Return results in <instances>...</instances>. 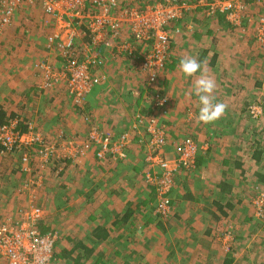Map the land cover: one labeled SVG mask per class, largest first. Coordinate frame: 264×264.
Instances as JSON below:
<instances>
[{"label": "crops", "instance_id": "crops-1", "mask_svg": "<svg viewBox=\"0 0 264 264\" xmlns=\"http://www.w3.org/2000/svg\"><path fill=\"white\" fill-rule=\"evenodd\" d=\"M118 1L123 8H136L135 0H129L130 3H126L124 0ZM186 1L194 4L198 0ZM205 1L212 2L214 0ZM30 2H28V6L35 3L34 0ZM36 2L42 8V0H36ZM144 8L146 6L138 10ZM251 8L256 16L264 13V0H254ZM22 12V10L19 11L18 19ZM24 14L27 13L24 12ZM42 14L43 20L33 24L28 31L26 40L29 43L26 40H16L18 36L23 38L18 24L8 29L9 32L13 31L11 32L12 37L0 36V125L7 124L12 119H19L22 121V125L20 124L22 129H25L26 125L24 124L28 122L32 123L37 130H43H39L42 133L49 132L50 135H53L57 131L55 127L62 124L60 128L63 127V129L58 130V136L66 135L65 130L67 129L68 133L75 131L74 137L77 135L79 137L87 136L89 128H96L102 134L112 132L117 137L126 133L118 127L130 128L133 126L137 130V137H133V139L131 137L132 144L126 158L132 159L133 155H138L141 158V162L138 164L141 168L140 176L144 178L147 185V173H153L145 162L144 155L148 136L145 125L139 124L141 117L139 116L137 119L136 114L139 109L142 107L148 109V106L143 103L145 91H140L141 94L137 97L133 93L135 89H143L142 84L145 85L148 82L147 75L141 69L143 55L147 47L134 41L127 25L122 28L120 39H113L111 31H109L107 39L111 40V46L102 44L99 47L93 46L86 26L78 27L76 47L80 53V62H85L86 58L95 56L98 59L101 58L102 63L101 66L92 69V73L101 79V83L91 90L83 104L76 105L80 113L91 112L93 114L95 123L88 122L90 127L85 134L84 130L86 129H83L82 124L75 120L74 115L70 114L69 110L75 108L72 104L73 99H69L67 92L66 96L62 95L66 84L53 82L50 86L43 87V74L37 69V66L49 62L48 64H53H50L53 68L61 70L65 61L58 51H55L58 53L55 56V53L50 52L52 49L48 48L49 37L56 31V22L45 16L43 8ZM26 16L22 21L28 18ZM114 16L117 17V12L114 13ZM174 25L180 29V33L173 40L171 64H169L163 84L160 83L167 89L166 92L171 100L168 110L173 112L171 122L166 123L168 125L166 128L163 126L164 122H160L167 130V133L165 130L167 144L169 139L171 141L173 138L171 135L173 127L179 128V124H183L184 121L180 120V117L174 116L175 114L186 108H190L197 115L199 113L197 112L199 111L198 98L192 92L194 78L177 74L181 57L190 55L197 58L207 74L216 82V101L227 105L225 114L219 120L212 124L201 125V131L206 133L208 140L206 143H202L201 137H197L199 144L202 143L206 148H203L197 156V167L193 172L194 184L184 182L185 173L177 175V187H182L184 193L180 195L175 188V191L170 193L172 214L167 218L157 217L156 222L159 223L157 230L148 229L147 225H144L146 234L143 239H140L141 246L135 247V236L132 237V230L128 231L127 229H130V225L136 221L134 213L140 202L138 192L127 191L130 190L128 185L122 186V191L123 187H126L127 190L124 188V196L123 194L120 196L116 189L117 186L113 185L117 184L116 181H102L101 187H94L91 197L96 193L99 196L93 201L88 198L87 192L85 194L82 185L86 181L85 172L88 167L85 169V166L93 158L97 159V148L88 153L86 159L80 161L83 165L78 170L74 167H67L65 165L67 162H65L63 166L66 168L62 166L59 169L61 173H57L55 169L54 172L58 177L66 171L64 183L72 185L71 189H67L68 195L78 192L83 195L76 204L80 205L79 215H82L84 219L88 218L82 241L80 240L78 243L79 249L70 257L66 256V252L70 253L73 247L63 251L64 257L71 258L68 264L71 262L72 264H264V252L256 251V248L262 243L264 247V238L259 237L256 223L247 219L243 214L242 196L237 191L239 189L248 190L247 176H244L249 172H253L254 180L257 181L256 184L254 183L252 193L255 188L257 192L264 188V146L261 143L264 141V123L261 122L258 125L260 132L257 136L259 137L254 135L256 137L253 139L256 144L255 149H246L245 136L251 132L247 130L248 126L240 113L241 108H245L249 104L248 102H251L249 99L251 95H254L255 103L264 104V73H259L260 64L262 67V62H264V55L260 54H264V51L257 52L249 46V41H252L249 39L252 37L250 36L251 30L245 31L246 35H242L239 29L237 31L236 28H231L225 15L207 17L205 10L201 7L192 10L184 20ZM229 30L233 33H230ZM216 32L220 36L216 35ZM118 41L128 43L133 53L129 54L127 50L119 54L117 51L119 50ZM32 52H36V55ZM173 85L179 88L172 89ZM31 112L32 114H30ZM58 113L57 117H52ZM28 115H31L30 118L25 120L24 118L29 117ZM84 115L88 114L84 113ZM145 115L148 116V111H144L143 119H147ZM59 121L62 122L58 123ZM68 135L70 134L66 136ZM179 137V144H181L185 137ZM231 141H235V143L238 141V147L241 146V150L238 148L242 153L241 157L231 153L234 147L228 149ZM168 148L167 145L166 151L172 156ZM17 154L19 153L14 155ZM228 154L230 162L225 160ZM14 155L0 156V206H5L11 194L16 193L18 189L20 192L21 187L16 183L17 177L19 175L26 179L28 177L21 171V157L18 163L10 168V161L15 160L10 158ZM19 156L21 155L19 154ZM105 160L102 162L103 167H98L100 168L99 172L107 171L104 172L107 174L116 165H111V167L107 163L115 160L111 157H107ZM248 161L251 169L256 168L255 170L248 169ZM93 167L95 169L97 165H93ZM51 173L52 168L48 171V178ZM237 173L242 174L243 178L233 182L230 175L236 177ZM74 174L75 176H73ZM9 178L13 179L10 182L13 185L8 183ZM122 180L124 181V179ZM123 184L126 185V183ZM28 191L30 192V190ZM152 192L156 208L157 191L152 188ZM21 193H24L25 197L23 198H26L27 202L34 203L35 193L29 194L23 190ZM16 198L17 200L22 199L19 195ZM75 198L74 196L69 200ZM129 205L134 210L131 217L128 218ZM9 206L7 204V207ZM238 210L241 212L238 213ZM19 211L13 214L0 209V223L19 219ZM237 213L238 215H236ZM87 214L94 217L87 216ZM219 226L226 227L234 232L236 239L239 238L240 242L235 243V240L232 250L230 247L229 251H226V248L223 250L222 246L216 243L214 236ZM41 231L43 233L52 232L60 236L56 229ZM60 244L61 242L56 241L55 249ZM125 253H129L128 256H124ZM134 255L138 260H129V257L133 259ZM3 262L0 258V264Z\"/></svg>", "mask_w": 264, "mask_h": 264}, {"label": "built area", "instance_id": "built-area-1", "mask_svg": "<svg viewBox=\"0 0 264 264\" xmlns=\"http://www.w3.org/2000/svg\"><path fill=\"white\" fill-rule=\"evenodd\" d=\"M31 0H0V35L4 34L18 21V13ZM248 0H216L207 2L198 0H164L147 6L143 10L123 8L118 0H42V8L46 17L54 19L56 31L48 40V48L56 49L64 59L63 69L57 70L48 63H41L37 69L43 74V87L53 82L65 81L69 94L77 104H81L91 90L101 83V79L92 73V69L101 66V58L88 57L80 62V53L76 47L78 27L86 26L94 47L105 44L111 46L107 39L111 31L113 39L121 38V30L127 25L134 41L147 47L141 63L142 72L147 75L148 85L157 84L159 76L167 69L172 56L174 38L180 33L179 28L172 27L181 22L194 9L201 7L206 16L214 13L223 14L234 27H240L246 21ZM117 12V17L114 13ZM111 29V30H108ZM256 41L264 50V13L258 19ZM118 53L123 51L132 54L130 45L118 41ZM156 109L163 115L168 113L170 101L167 97L155 93L151 96ZM256 112L257 108H254ZM141 117V116H140ZM22 121L9 120L0 125V155L21 156V171L31 175L24 189L40 188L42 171L57 158L59 149L52 141L38 131L32 123L27 129L20 128ZM144 124L148 140L145 146V162L153 173L148 172L146 182L157 191V213L165 217L172 212L169 194L175 185V179L181 169H193L196 164L200 146L192 138H185L173 155L166 151L167 139L165 128L156 117L139 120ZM132 144L128 133L115 136L109 132L102 134L93 128L86 143L76 152L64 154L65 159L74 158L80 153L97 148V157H127ZM72 146L76 145L72 143ZM72 147V148H73ZM76 148V147H75ZM66 152V151H65ZM60 155V154H58ZM69 156V157H68ZM257 217H264V189L254 200ZM44 218V211L35 205L21 211L20 218L0 223V258L5 264H51L54 259L57 235L43 233L39 222Z\"/></svg>", "mask_w": 264, "mask_h": 264}, {"label": "rangeland", "instance_id": "rangeland-1", "mask_svg": "<svg viewBox=\"0 0 264 264\" xmlns=\"http://www.w3.org/2000/svg\"><path fill=\"white\" fill-rule=\"evenodd\" d=\"M124 1L126 3H130L129 0H124ZM135 1H136V3L134 4V6L137 9H139V8L142 9L143 6L144 7L145 6L147 7V5L151 6V5L157 4L159 2H163L164 0H135ZM214 1H216V0H214ZM253 1L254 0H248L247 1L249 6H247V10L245 12L246 13V15H245L246 21H244L240 27L237 28V27H234L233 25H231L230 23L229 24H230L231 28L232 27L236 28L237 31L239 29V31H241L242 35H246L245 31L248 32V30H251L250 36H252V37L251 38L249 37V39H251L252 41H249V46L258 52L260 50H263L259 47V45L256 41V31H257V26H258V19H259L261 14L256 16V14L254 12H252L251 6L253 4ZM34 2L35 3L31 4L30 6H28L29 4L24 6V8L22 10L23 12L21 13V15L19 17L18 22H16V24H18L17 26H19V31L21 30L23 33V35H22L23 38L18 36V38L16 39L18 41L26 40L27 39L26 36L28 35V31L32 27V25L35 23H38V21L41 22L44 18L43 14H42L41 6L39 5V3L36 2V0H34ZM26 7H27V10H26ZM24 12H26L27 14H24ZM218 15H223V14L214 13L210 17H214V16H218ZM25 16L28 18L25 21H22ZM44 22H45V19H44ZM174 24L172 25V27L176 28V26ZM6 32L8 33L9 30H7ZM11 32H13V31H10L8 34L4 33L5 35L2 34L0 36L6 37V35H7V37L10 38V37H12ZM229 32L233 33V31H231V30H229ZM216 35L220 36L219 33H217V32H216ZM26 42L29 43L27 40H26ZM247 44H248V42H247ZM55 51H56L55 48L50 50V52L52 54H54ZM252 51H254V50H252ZM32 53H34L36 55V52H32ZM58 53L56 52L55 56H56V54L58 55ZM260 55L262 56L264 54H260ZM258 58L261 59L260 56H258ZM52 59H54V58H52ZM50 64H52V63H50ZM169 64H171V63H169ZM223 65L225 66V64H223ZM224 66H223V69H225ZM168 68H169V65H168L167 69L159 76V79H158L156 85L155 84L148 85V82H147V84H145V85L142 84L143 89L142 88L135 89L133 92L134 96L137 97L138 95L141 94L140 91H143V92L145 91V93L143 94V103H145V105L148 106V109H146L144 107H142V109H139L137 111L136 118L138 119L139 116L142 117L144 111H148V116L145 115L146 118H150V117L158 118L159 122H162V121L164 122L163 126L165 128L168 126V125H166V123L171 122V118L173 117V112H172V110H168V113L163 115V113H161L158 109L155 108L153 102L151 101V96H153V94H155V93H159V94L167 97L171 103L168 92H166L167 91L166 87L164 85H162V86L160 85V83L163 84V81L165 79V75L168 72ZM260 68L262 69V71L260 69L259 73H264V70H263L264 69V62H262V67L260 64ZM172 69H173V67H172ZM177 74L182 76V73L179 70H178ZM180 76H179V78H180ZM60 83L66 84L65 81H60ZM171 88L176 89L179 87L178 86L175 87L173 85V87L171 86ZM66 92H67L68 96L70 97L69 99H71V100L73 99L72 104L75 107V108L69 110L70 114L74 115L73 117H75V120L79 121L82 124L83 129H86V130H84V133L86 134V131H88L87 130L88 127H90V124L88 122L91 121L92 123H95L93 121V114H91V112L80 113L79 108L76 107V105H78L77 102L74 101L75 99L73 98V96H71L69 94L67 84H66V89L63 91L62 95L66 96ZM253 96L254 95H251V97L249 98L251 100V102H248L249 104L254 102ZM85 99L83 101H81L82 102L81 104H83L85 102ZM249 104H247V106L245 108L242 107L240 113H241V117L245 120L244 122L248 126L247 130H249V132H251L250 134L247 133V135L245 136V139H246L245 148L246 149H251V148L255 149L256 144L254 143L253 139H256V137H259V136H257L258 132H260L258 125L261 122L264 123V104L262 103L260 105L261 106L260 108H259V106H256V108L258 109L257 112L254 108L252 110L250 109L248 111ZM197 112H199V111H197ZM84 113H86L88 115L85 116ZM30 114H32V112ZM58 115H59V113L54 114L52 117H57ZM195 115H197L196 112H193L190 108L180 110V112L178 114L174 115V116L180 117V120H184V121H183V124L178 123L180 126L179 128L176 129V127L174 126L173 132L170 129L172 132L171 135L173 138L171 139L172 142L170 141V139L168 141V147H169L168 149H169V152L171 155H173L177 145L179 144V138H180L179 136H181V138H184V137L186 138V136H187L188 138L196 139V143H198V145L200 146V151H202L203 148H206L202 145V143H206V141L208 140V136L206 135V133H204V132L202 133L201 125L203 123H197L196 119H195ZM28 116L29 117H25L24 119L26 120V119L30 118L31 115H28ZM259 116H262V117L259 119ZM61 122L62 121H59L58 123H61ZM27 124H28V122L24 125H27ZM60 125H62V124H59L58 126L55 127V129H57V131L53 135H50L51 133L49 134V132L48 133H45V132L42 133L41 131H43V130L39 129V130H41L40 132L46 137V139H48V140L52 141V143H54L55 147L58 148V150L65 148V150H63V151L59 150L58 154H60V155L57 154V158H55L53 160V162H55V164L50 165L49 166L50 168L46 167V169L42 171V174L40 175V178H42V184H41L40 188H38V189L32 188L30 192L27 189H24V187H26V183L30 179H32L31 175H29V174H27V176H28L27 179L24 178L23 176L19 175V177H17V181H16V183L18 185H20V187H21L20 189L23 190L24 192H27L29 194L35 193L34 199H33V201H34L33 205L40 207L44 211L43 225H41L42 229H45V230L56 229L58 231V235H60V236H57V241L61 242V244L57 247V249L54 250V259H53L51 264H54V263H56V264L57 263L58 264H68V262L71 260V258L67 259L66 257H64L63 251H67V249L68 250L71 249L74 245H78L80 240L82 241L83 234L86 230V219H88V218L84 219L82 215H79L80 214L79 213V210H80L79 206L80 205L76 204L78 199L83 195H81L80 192L68 195L67 189H71L72 185L69 183L67 184V182L64 183V175H65L66 171H64V173L61 176L57 177L56 172H54V169L57 171V173H61L59 171V169H61L62 166L65 164V162H67V164H65L67 167L68 166L74 167L76 170H78V168L83 165L82 163H80V161H82L83 159H86L87 154L92 152L93 150H95V149H92V150L85 152L83 154L80 153L76 157L66 160L64 157V154L68 153V151H70V152L78 151L77 147L79 146L81 148L82 145H84V143H86L87 137L89 136V134L91 133L93 128L92 129L89 128L88 135L84 136V137L83 136L79 137V135L74 137L73 134L75 133V131L72 132L69 130L70 132L68 133L67 129L66 130L64 129L66 131V135L67 134H70V135H68V136L59 135L58 136V134H59L58 130L63 129V127L60 128L61 127ZM118 128L120 130L122 129L126 133H128L129 136L132 137V139H133V137H137V130L133 126H131L130 128H126V126H124L122 128L121 127H118ZM257 129H258V131H256ZM254 132H256V134H254ZM166 133H167V130H166ZM250 135H251V137H250ZM254 135H256V137H254ZM52 137H54V138L57 137L56 138L57 140H54ZM197 137H201V140H200L202 142V143L200 142L201 145L197 141V139H198ZM236 138H237V136H236ZM261 140H262V137H261ZM237 142L235 143V141H233V142L231 141L230 145L228 146V149L230 147L231 148L234 147L232 149L231 153H234L235 155L241 157L242 153H241V151H239V150H241V146L238 147ZM72 143H74L76 145L75 146L76 148L72 146ZM261 143L264 146V141H262ZM238 148H239V150H238ZM226 157L227 158H225V160L227 162H230V160L228 158L229 154L226 155ZM10 159H15L12 162L10 161V163H11L10 168H13L14 164L16 165L18 163V161L20 160V156H19V154H17V155H14L13 157H11ZM113 159H115V160H113V162H107V163H109V166H111V165H116V166H114V168H112L111 171L107 174L104 173L107 171H104L103 173L99 172L100 168L103 167L102 162H104L105 159H99L97 157V159L93 158V160H91V162H88V164H86V166H85V169H86V167H88L86 169V172H85L86 181L84 182V185H82L83 186L82 188L84 189L85 194H86V192L88 193L87 194V195H89L88 198L93 200V201L96 200L99 196L96 193L95 195H93L91 197V195L94 191V187L95 186L101 187L102 181H110V180L116 181L117 184H113V183L112 184L117 186L116 189L119 191L120 196L123 194V191L125 192L124 188L127 190L126 187H123V191H122V186L128 185L130 187V190H127V191H134L135 190L138 192L137 195H138V200L140 202L138 203L137 208L135 207L136 211L134 214H136V221L133 225H130L131 228L127 229V230L128 231L132 230L133 236L132 235L131 236L132 237L135 236L134 245H135V247H140L141 246V244H140L141 240L140 239H143L144 235L146 234V229H145L144 225H147L148 229H156L157 230L159 228L158 227L159 223L156 222L158 220L157 217H162V216H160L156 211L157 207L155 208V202L153 201L154 199H153V195H152V193H153L152 189L150 187H148L149 184H147L148 186L146 185L144 178L140 176L141 168L138 164L141 162V158H139L138 155H133L132 156L133 160L130 157L129 158H126V157L120 158L118 156L114 157ZM250 160L252 161V159H250ZM14 161H17V162H14ZM249 161L247 163L248 169L252 170L250 167ZM263 162H264V160H263ZM252 164L254 165V163H252ZM93 165H97V167L94 169ZM63 167H65V166H63ZM51 168H52V173L50 174V177L48 178L47 177L48 171H49V169L51 170ZM255 169L256 168H253V170H255ZM195 170L196 169L191 170V171H182V172L179 171V173H181V174L185 173V179H184L185 183H188L191 185L194 184L195 179H193V172ZM228 170L230 172V169H228ZM237 174H238V176H236V177H235V175L234 176L230 175L231 176L230 178L233 182L240 181L243 178L242 174H240V173H237ZM73 176H75V174ZM246 176H247V180H248L246 182V184L248 185V190L247 191H245V190L243 191L242 189L237 190L239 195L242 196L243 206L241 208H242L243 214L246 216V218L251 219L256 223V225L258 226L257 233H259V237L262 239V238H264V217H257L256 216L257 210H256L255 206L253 205V202L257 198V196H259V193L261 191H263L264 188L259 190L258 192H257V189L255 188L256 191L254 189V192L252 193V188L254 187V185L256 184L257 181L254 180L255 178L253 176V172L247 173L244 177H246ZM127 178H128V180H127ZM121 179H124V181L123 180L121 181ZM139 180H141V183H139ZM12 181H13L12 178L8 179V183L10 185H13L12 183H10ZM8 183H7V186H8ZM123 183H126V185H124ZM121 184H123V185H121ZM174 188L177 189V191H179L180 195H182L184 193V190L182 189V187L181 188L177 187L176 179H175V185L173 186L171 192L174 190ZM21 190L19 192V189H18L16 193L11 194L6 205L0 206L1 211L5 210L7 212L14 214L15 212L17 213L21 209H25V208L29 209L30 208L32 203L27 202V199L23 198V197H25V195H23L24 193H21ZM98 191H100V189H98ZM255 192H257L256 195H255ZM17 195H19V197L21 196L22 199L17 200V198H16ZM170 195L171 194H169V197H170ZM74 196L76 197L75 199L69 200V199H71V197L73 198ZM123 196H124V194H123ZM170 199H171V197H170ZM7 204L10 206L7 207ZM240 212L241 211L238 210V213H240ZM20 213L21 212H19V215H20ZM238 213L236 215H238ZM171 214H172V212L165 217L167 218ZM87 216L94 217L93 215H89V214H87ZM232 217H233V215H232ZM231 220H232V218H231ZM240 224H241V222H240ZM214 238H216V241H217L216 243H219L222 246L223 250H225V248H226V251H229V247L232 250V248H233L232 245H234L235 240H236L235 243L240 242L239 238L238 239L235 238L234 232H232L229 229H226V227H223V226L218 227V231L216 232V235L214 236ZM138 240H140V241H138ZM219 244H217V245L215 244V245L218 246ZM241 244H242V242H241ZM256 251L264 252L263 243L261 244V246H258L256 248ZM128 254L125 253L124 256H128ZM136 257H137L136 255L133 256V259L129 257V260L134 261V259H136ZM136 260H138V259H136ZM71 264H72V262H71Z\"/></svg>", "mask_w": 264, "mask_h": 264}, {"label": "clouds", "instance_id": "clouds-1", "mask_svg": "<svg viewBox=\"0 0 264 264\" xmlns=\"http://www.w3.org/2000/svg\"><path fill=\"white\" fill-rule=\"evenodd\" d=\"M178 68L185 77L194 78L192 92L198 98L199 104L196 122L207 125L219 120L225 114L227 105L216 101L215 80L207 74L197 58L190 55L181 57Z\"/></svg>", "mask_w": 264, "mask_h": 264}, {"label": "trees", "instance_id": "trees-1", "mask_svg": "<svg viewBox=\"0 0 264 264\" xmlns=\"http://www.w3.org/2000/svg\"><path fill=\"white\" fill-rule=\"evenodd\" d=\"M261 104L259 103H253V104H250L249 105V107H248V111L251 109H253V108H256V106H259V108L261 107L260 106ZM262 116H259V119L261 118ZM22 125V124H21ZM22 129V128H21ZM27 129V125L25 126V129H23V130H26ZM186 138H188V137H186ZM194 141H196L194 138H192ZM1 157H6V156H2V155H0ZM196 167H197V160H196V164H195V167L193 168V169H189V170H187V169H181V171L180 172H182V171H191V170H194V169H196ZM180 173H178V175H179ZM148 187H150L151 189L152 188H154L153 186H148ZM26 209V208H25ZM25 209H21L19 212H21V211H23V210H25ZM133 208H131L130 207V205H129V208H128V210H127V217L129 218V217H131V215L133 214ZM19 217H20V215H19ZM126 217V216H125ZM44 219V218H43ZM43 219L39 222V229L40 230H45V229H42L41 228V225H43ZM48 230V229H47ZM80 246V245H79ZM79 246L78 245H74L73 246V248H72V250H71V252L70 253H67L66 252V256L67 257H70L73 253H75L76 251H77V249H79ZM77 258H78V255H77ZM77 258H76V260H77Z\"/></svg>", "mask_w": 264, "mask_h": 264}]
</instances>
